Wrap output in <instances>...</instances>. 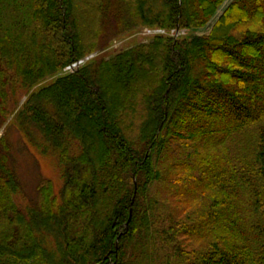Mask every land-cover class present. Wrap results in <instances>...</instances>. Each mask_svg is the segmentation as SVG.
Returning a JSON list of instances; mask_svg holds the SVG:
<instances>
[{"label": "trees", "instance_id": "1", "mask_svg": "<svg viewBox=\"0 0 264 264\" xmlns=\"http://www.w3.org/2000/svg\"><path fill=\"white\" fill-rule=\"evenodd\" d=\"M226 1L0 0V124L55 77L13 124L60 182L21 204L1 138L0 264H264V0L86 59Z\"/></svg>", "mask_w": 264, "mask_h": 264}, {"label": "rangeland", "instance_id": "2", "mask_svg": "<svg viewBox=\"0 0 264 264\" xmlns=\"http://www.w3.org/2000/svg\"><path fill=\"white\" fill-rule=\"evenodd\" d=\"M231 2L227 0L224 5L220 8L219 13L209 22V24L199 30L190 31L186 30V33L193 35H204L211 31V25L217 19V16L223 12L226 6ZM152 29L156 33H149ZM172 31L168 32L165 29L142 27L139 28L132 34H129L122 38H117L102 52L94 53L95 56L109 57L115 52L131 47L136 43L147 42L152 39L155 35H167L171 34ZM93 55V54H91ZM94 57V56H93ZM92 58V57H91ZM84 61H80L78 65ZM76 66V67H77ZM69 70L68 67L64 70ZM53 78L46 79L41 83L35 85L28 93H21L17 98V102L14 103V113L7 118L3 124H0V140L3 136H7L10 145V163L12 168L18 175L21 186L24 190V197H20L19 202L23 205L29 201H35L37 199V187L42 179H50L53 181L56 190L59 187V176L56 168L50 159L40 154V152L32 146L23 135L20 134L17 127L13 124L15 114L19 111L20 107L26 102L29 95L35 90L40 89L42 86L48 85L53 82Z\"/></svg>", "mask_w": 264, "mask_h": 264}, {"label": "built area", "instance_id": "3", "mask_svg": "<svg viewBox=\"0 0 264 264\" xmlns=\"http://www.w3.org/2000/svg\"><path fill=\"white\" fill-rule=\"evenodd\" d=\"M149 33H156V31H153L152 29H150L149 31H148ZM173 36H175V37H178L179 35H184V34H186V30H172V33H171ZM76 66H77V63L76 64H73L72 66H69L68 67V69L69 70H72V69H74V68H76Z\"/></svg>", "mask_w": 264, "mask_h": 264}, {"label": "water", "instance_id": "4", "mask_svg": "<svg viewBox=\"0 0 264 264\" xmlns=\"http://www.w3.org/2000/svg\"><path fill=\"white\" fill-rule=\"evenodd\" d=\"M93 56H95L94 54L93 55H90V56H88L86 59H89V58H91V57H93ZM137 189V188H136ZM136 189H135V195H136Z\"/></svg>", "mask_w": 264, "mask_h": 264}]
</instances>
